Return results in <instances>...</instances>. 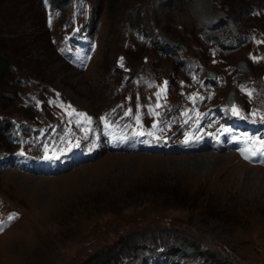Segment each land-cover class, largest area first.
<instances>
[{
	"label": "rangeland",
	"instance_id": "374dc122",
	"mask_svg": "<svg viewBox=\"0 0 264 264\" xmlns=\"http://www.w3.org/2000/svg\"><path fill=\"white\" fill-rule=\"evenodd\" d=\"M48 2L51 9L45 0H0L1 46L20 62L0 80V209L16 216L0 229V264H92L94 259L96 264H173L186 244L191 249L185 262L192 261L187 258L195 254L192 248L200 247L232 264H264V165L257 166L251 152L247 159L244 152H231L238 136L242 145L251 141V147L262 148L264 131L222 130L214 149L176 143L186 141L190 130L180 121L183 99L195 97L194 86L205 84L201 75L190 81L197 64L204 77L213 72L221 81L206 83L207 109L227 104L231 95L244 111L245 105L254 108L238 82L264 87V42L235 43L231 49L224 44L230 37L264 38V0H87L79 20L90 22V36L69 23L74 8ZM141 29L163 44L140 43L136 31ZM121 57L127 69L120 66ZM139 73L157 78L150 92L135 87ZM157 83L163 103L180 107L164 105L163 118L173 132L166 151L143 127L140 137L117 143L119 152H98L96 138L109 133L105 113L137 101L139 94L147 102L159 98ZM31 95L48 104L59 96L67 106L60 108L55 99L54 108L45 104L39 112L27 106ZM68 104L71 111L100 120L98 135L75 140L82 151L76 157L97 153L93 161L65 171L60 163L18 155L12 119L40 125L55 115L68 118ZM54 170L63 174L52 176ZM174 189L193 208L176 203L168 194ZM210 207L222 215H209ZM224 209L231 213H221Z\"/></svg>",
	"mask_w": 264,
	"mask_h": 264
},
{
	"label": "trees",
	"instance_id": "16d2710c",
	"mask_svg": "<svg viewBox=\"0 0 264 264\" xmlns=\"http://www.w3.org/2000/svg\"><path fill=\"white\" fill-rule=\"evenodd\" d=\"M71 0H58V4L61 5L62 7H66L68 5V3H70ZM140 34H143L147 37L148 36V32L145 29H141L139 30ZM2 36V32L0 31V80L4 79V76L8 74L9 76V72H13V68L18 66V64L20 65V62H16L14 61L13 58H9L5 55V52H3L5 50V46H1L2 45V41L3 39H1ZM152 38V37H151ZM155 41L156 39L153 38ZM221 42V41H220ZM18 55V54H16ZM6 78V77H5ZM7 80H9V82H11L12 80H10L9 78H7ZM6 80V81H7ZM23 82V81H22ZM21 80H19V84H22ZM1 94V93H0ZM180 192L177 191V189H174L172 191V193L168 192L169 195H171L172 197H174V201L178 204H181L183 207H188V208H193L191 207V203L189 199H186L185 197L181 196V194H179ZM213 204V203H212ZM218 210V208L216 207H210V211H209V215L211 216H219L222 215L220 213H216V211ZM221 213H225L226 211H228L227 213H231L230 210H220ZM233 218V216H229L227 219H231ZM140 247V246H139ZM146 248L148 246H145ZM184 248H182L184 251L191 249L187 244L183 246ZM194 250V253L198 256L203 257L207 262H214L215 264H232L231 262H228L225 258H220L218 257L216 254H213L210 251H203L201 250V248H192ZM98 263L97 260H92V264H96Z\"/></svg>",
	"mask_w": 264,
	"mask_h": 264
},
{
	"label": "water",
	"instance_id": "95a60500",
	"mask_svg": "<svg viewBox=\"0 0 264 264\" xmlns=\"http://www.w3.org/2000/svg\"><path fill=\"white\" fill-rule=\"evenodd\" d=\"M119 64H120L121 67L128 68L127 65H126V61H125V59L123 57H121ZM243 68H244V70L246 69L245 64L241 65V69H243Z\"/></svg>",
	"mask_w": 264,
	"mask_h": 264
},
{
	"label": "snow or ice",
	"instance_id": "6c2138e0",
	"mask_svg": "<svg viewBox=\"0 0 264 264\" xmlns=\"http://www.w3.org/2000/svg\"><path fill=\"white\" fill-rule=\"evenodd\" d=\"M261 143L264 144V142H261ZM253 155L255 156V155H257V153L253 152ZM260 155L264 156V147H262V149L260 151ZM245 158L247 159L248 157H245ZM9 219H12V217H9Z\"/></svg>",
	"mask_w": 264,
	"mask_h": 264
},
{
	"label": "bare ground",
	"instance_id": "6f19581e",
	"mask_svg": "<svg viewBox=\"0 0 264 264\" xmlns=\"http://www.w3.org/2000/svg\"><path fill=\"white\" fill-rule=\"evenodd\" d=\"M141 142V141H140ZM139 145V144H138ZM140 147V146H139ZM136 148V147H135ZM232 156V155H231ZM222 158V157H221ZM223 159V158H222ZM241 162V161H240ZM26 164V163H25ZM244 165H246L245 163H244Z\"/></svg>",
	"mask_w": 264,
	"mask_h": 264
}]
</instances>
